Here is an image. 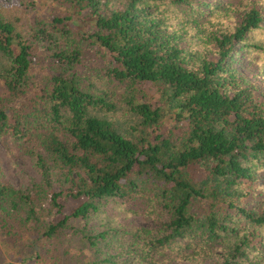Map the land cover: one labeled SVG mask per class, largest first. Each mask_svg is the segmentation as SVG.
Here are the masks:
<instances>
[{
  "label": "trees",
  "instance_id": "1",
  "mask_svg": "<svg viewBox=\"0 0 264 264\" xmlns=\"http://www.w3.org/2000/svg\"><path fill=\"white\" fill-rule=\"evenodd\" d=\"M239 57L264 78V0H0V143L38 176L0 158V264H264ZM138 199L158 228L96 225Z\"/></svg>",
  "mask_w": 264,
  "mask_h": 264
},
{
  "label": "rangeland",
  "instance_id": "2",
  "mask_svg": "<svg viewBox=\"0 0 264 264\" xmlns=\"http://www.w3.org/2000/svg\"><path fill=\"white\" fill-rule=\"evenodd\" d=\"M46 7V6H44ZM42 7V8H44ZM47 8V7H46ZM238 67L243 75L247 76L256 85L264 87V78L258 74L259 68L256 64H250L247 60L239 57ZM0 158L8 180L16 187H22L38 179L37 173L33 167L32 161L26 156H16L11 159L3 145L0 143ZM106 203L104 219L98 220L96 225L102 227L112 226H140L149 229L158 228V220L148 218L145 214L147 204L145 200H132L126 204L119 200H110ZM114 253V249H113ZM210 261V260H209ZM207 262V261H206ZM123 264H134L127 254V260ZM172 264H187L173 262Z\"/></svg>",
  "mask_w": 264,
  "mask_h": 264
}]
</instances>
